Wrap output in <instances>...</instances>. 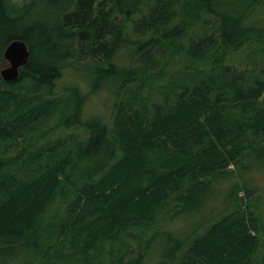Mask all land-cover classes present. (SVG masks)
Returning a JSON list of instances; mask_svg holds the SVG:
<instances>
[{"label": "trees", "instance_id": "1", "mask_svg": "<svg viewBox=\"0 0 264 264\" xmlns=\"http://www.w3.org/2000/svg\"><path fill=\"white\" fill-rule=\"evenodd\" d=\"M149 4L0 0V65L11 40L28 50L17 78H0L1 263L141 264L157 240L160 255L149 264H253L264 256L253 202L251 210L234 183L226 194L233 208L210 215L199 232L184 238L165 227L206 203L229 165L248 169L264 153V68L227 61L251 38L264 55V37L222 0ZM205 16L214 33L183 44ZM157 52L162 64L173 61L171 80L150 70ZM67 66L87 93L73 84L50 96ZM156 86L160 100L148 109L144 93ZM100 90L111 99L109 119L80 117L87 95ZM49 118L83 137L71 132L32 148L26 131ZM11 143L19 146L7 153ZM242 189H252L245 179ZM12 250L14 258L2 259Z\"/></svg>", "mask_w": 264, "mask_h": 264}, {"label": "rangeland", "instance_id": "2", "mask_svg": "<svg viewBox=\"0 0 264 264\" xmlns=\"http://www.w3.org/2000/svg\"><path fill=\"white\" fill-rule=\"evenodd\" d=\"M224 4L222 9L227 11V9L236 8L237 11H241L242 15V23L251 25L253 29V33L255 36L264 37V0H222ZM147 4H149V0H146ZM175 8H178V4H173ZM226 7V8H225ZM147 10L144 9L143 12ZM228 12V11H227ZM139 17L134 18L135 22H138ZM204 21L200 20L195 23L190 29L186 30L185 35L182 38V43L187 44L192 39L201 38L207 34H213V26L215 24H211V17L205 16ZM141 31V29H138ZM150 29H146L144 32V36H147ZM135 35V33L133 34ZM262 43L257 41L254 38L250 39L249 43H246L231 52L227 61L229 63H233L235 66L243 65V62L246 63L249 67H254V69L264 68V55L261 51ZM124 50L118 52L117 57L121 63H126V58L123 56ZM165 54H167L165 52ZM157 57L159 60L150 68L151 71H159L163 73L162 80H171L176 76V68H174V64L172 60H169L166 64H162L160 59L162 58L161 54L157 52ZM238 62L241 64L239 65ZM7 65V62L3 60L1 67ZM77 85L81 92L87 93V87L85 85V80L78 75L77 72L71 69V66H67L62 70L61 78L56 82L50 96H62L64 95V91L61 88L71 85ZM155 88L150 90L148 93H144L148 95L147 100L144 99V103L149 109L152 104L157 103L160 100L159 91ZM124 95H127L126 92H123ZM143 94V95H144ZM111 99L107 97V93L104 90H100L87 95L83 105H82V115L80 117H87L90 114H96L100 117H104L105 120L109 119L110 110H111ZM53 118H49L45 123L38 121L37 123H33V127L29 128L26 131V137L31 140V147L34 148L37 145H42L44 143H51L59 136H69V133L73 132L76 136L77 140H80L84 132L80 128L77 129H64L61 127H56L53 125ZM52 128L49 130V128ZM49 130V131H48ZM46 131L47 134H46ZM18 143H11L6 147L7 153H13L16 148H18ZM262 154V153H261ZM257 155L258 157L254 160L255 163L248 167V169H241L233 167L232 165L228 166V170H231L232 173L227 175V179L218 181V179L212 183V186L209 190L206 191L205 198H207L206 203L197 208L195 211H189L185 215L182 214L178 217H175L171 221L165 223V227L177 232L178 236L189 238L190 235L199 232L203 229V226L206 219L212 215L216 216L221 211L226 212L229 209L233 208V203L230 202L226 196L230 188L231 184H236L239 188L238 193L243 197L249 207L252 210V202L253 207L255 208V224L258 231V234L262 236L264 241V153L262 155ZM249 162V158L242 159V163L245 165ZM243 179L247 180L248 185L252 188L247 190L248 194L244 195V190L242 189V181ZM256 199L253 201V198ZM158 242V240L156 241ZM153 243V247L149 252L141 264H149L154 256L160 255V245L161 242L155 244ZM264 246V245H263ZM259 252L261 251V246H259ZM18 254L17 250H12L10 252H6L2 254V259L9 257L8 259L14 258ZM29 256H22L21 260L24 261ZM258 261H255L253 264H264V256L259 255ZM1 260V259H0ZM7 260V259H5ZM20 260L19 258L0 262V264H16Z\"/></svg>", "mask_w": 264, "mask_h": 264}, {"label": "water", "instance_id": "3", "mask_svg": "<svg viewBox=\"0 0 264 264\" xmlns=\"http://www.w3.org/2000/svg\"><path fill=\"white\" fill-rule=\"evenodd\" d=\"M2 58L7 65L0 68V78L3 82L13 81L18 76V68L28 59V50L23 41L11 40L2 51Z\"/></svg>", "mask_w": 264, "mask_h": 264}]
</instances>
